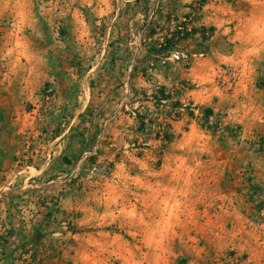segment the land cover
<instances>
[{"label": "rangeland", "instance_id": "rangeland-1", "mask_svg": "<svg viewBox=\"0 0 264 264\" xmlns=\"http://www.w3.org/2000/svg\"><path fill=\"white\" fill-rule=\"evenodd\" d=\"M24 1L0 12L5 30L25 23L7 43L6 56L19 54L8 72L31 52L72 55L84 144L47 160L51 171L28 168L15 155L22 132L5 140L19 126L0 110V264H264V177L250 157L261 141L241 143L233 122L248 96L234 85H264V27L241 24L253 0ZM179 20L195 35L174 39L186 35ZM203 24L214 27L204 43ZM162 85L166 102L140 103ZM239 146L247 153L218 163Z\"/></svg>", "mask_w": 264, "mask_h": 264}, {"label": "crops", "instance_id": "crops-1", "mask_svg": "<svg viewBox=\"0 0 264 264\" xmlns=\"http://www.w3.org/2000/svg\"><path fill=\"white\" fill-rule=\"evenodd\" d=\"M133 1L136 2V0ZM185 7L190 8V4H186ZM3 9L4 11L24 12L25 1L17 0L16 4L9 6L6 0H0V12H3ZM244 14L245 17L241 24L243 23L246 28H263L264 0H253ZM20 19L21 16H18L17 20L13 22L15 26L9 30H5L4 25L0 22V110L6 119H2V122L9 126H19L16 131L9 128L4 132V136L5 140L12 141L14 135L21 131L23 143L20 145L21 149L16 150L15 155L18 159L30 160L29 163H26V167L33 168L38 172H48L52 169L46 165L47 160L58 158L55 156L57 153H60V157L72 158L77 152V147L84 144V135L75 136L77 131H84V120L81 115L84 108L82 100L85 96L81 91L83 78H78L79 76L74 72L72 55L43 51L28 53L24 60L20 58L24 62L22 71L13 76L9 74L7 68H12V65L16 64L19 54L15 52L6 56V48L8 42L13 44L16 37L24 35L22 29H24L25 23ZM203 25L212 26V24ZM138 74L136 69H132L130 77L134 78ZM77 81L79 87L75 84ZM46 84L51 90V93L48 92L49 94L43 90V86ZM77 88L80 89L79 92L75 91ZM160 89L167 90L166 85L152 89L151 94H147L144 90L145 98L140 103L144 101L153 104L152 95ZM233 89L238 93L245 90L248 92V96L241 99V104L246 105V112L242 110L241 114H235L233 122L236 121L239 125L238 140L241 143L252 145V141H261V148L257 149L256 153H250V157L256 172L264 177V85L260 87L254 81L248 83L245 89L242 85H234ZM28 99L31 101V106L27 105L28 109L26 110L25 103ZM77 101L80 102L79 106L76 105ZM209 109L215 113L212 107ZM188 113L186 115L191 120L194 114L190 116ZM182 114L184 113L182 112ZM237 115H240L239 119ZM78 116L79 118H77ZM181 118L184 120L183 117H180V120H173L174 127L181 121ZM27 123L32 126L30 130H27ZM73 144L75 145L72 146ZM9 148L13 149L12 146ZM12 149L2 160L7 165L12 164L10 162V156L14 153ZM219 152L221 151L218 150ZM222 152H225V156L220 162L218 160V163L223 166L232 160V156H243L247 153L245 149L240 150V146L235 150ZM246 158L249 159L248 156ZM18 161L16 160L15 163Z\"/></svg>", "mask_w": 264, "mask_h": 264}, {"label": "trees", "instance_id": "trees-1", "mask_svg": "<svg viewBox=\"0 0 264 264\" xmlns=\"http://www.w3.org/2000/svg\"><path fill=\"white\" fill-rule=\"evenodd\" d=\"M201 6L202 5H199L200 8H201ZM187 16H188V14H186V16H184V17H187ZM177 27H178V30L179 31H182V30H185L186 31L185 32L186 33L185 36H184V34H183V36H178V35L174 36L175 37L174 39H178L179 41L181 39L186 40L188 36L195 35V33L197 31V30H194V29L192 30L191 28H189L187 26V24L183 20H179L178 21V26ZM213 31H214V27H212V26H208V27L201 26L199 28V33H200L199 34V39H200V41L202 43H204L205 41H207L212 36ZM172 39H173V37L172 38H166V41L165 42H167L169 40L171 41ZM159 45H161V44H159ZM200 45H202V44H200ZM165 46L167 47L165 49L167 51H169L170 50L169 47H173L174 45H165ZM204 47H205L204 49H207V46L205 44H204ZM152 96L154 98V102L156 103V105H158V104L159 105H162L164 102H166L169 99L168 95L167 94H164V90L163 89L158 90ZM188 114L190 116L193 115L192 112H189ZM202 116H203V120L205 122H209L210 119L213 118L214 113H213V111L211 109L207 108V109H205V110L202 111ZM159 124H160V121L159 120L158 121L155 120L153 125L154 126H159ZM165 124L169 125L167 122H165ZM154 139L157 140V141H160V142H164V141H165V143L168 142L167 138H165L166 140H164L160 136H154Z\"/></svg>", "mask_w": 264, "mask_h": 264}, {"label": "built area", "instance_id": "built-area-1", "mask_svg": "<svg viewBox=\"0 0 264 264\" xmlns=\"http://www.w3.org/2000/svg\"><path fill=\"white\" fill-rule=\"evenodd\" d=\"M48 91H51V90H49V89H48ZM211 120H212V118L210 119V121H209V122H211Z\"/></svg>", "mask_w": 264, "mask_h": 264}]
</instances>
